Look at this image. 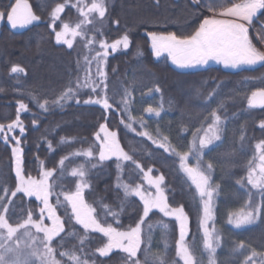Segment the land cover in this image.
Masks as SVG:
<instances>
[{
    "label": "trees",
    "instance_id": "1",
    "mask_svg": "<svg viewBox=\"0 0 264 264\" xmlns=\"http://www.w3.org/2000/svg\"><path fill=\"white\" fill-rule=\"evenodd\" d=\"M86 3L90 0H84ZM63 0H27L39 21L21 31L12 29L6 16L0 28V123L7 125L15 119L17 101L28 104L29 111L21 113V120L25 126V133L21 136L23 148L24 174L39 179L41 161L44 167H56L59 159L79 149H86L90 144H95V134L100 131V124L108 123L109 130L116 131L121 147L124 148L133 159L138 161L145 171L151 168L153 177L163 174L164 189L169 203L173 207L184 206L189 217V233L186 242L190 251L196 256L200 264H208V253L203 249V232L199 227V218L202 215V206L195 186L191 184L186 174L179 168V160L170 156L163 149L157 148L145 137L137 136L136 133L126 129L120 123L124 113L114 115L108 113V121L102 119L103 110L98 105H86L90 89H83L79 93L81 103L75 100L68 101L63 107H50L45 112L32 101L29 93L43 99L51 100L59 95L67 84L69 75L76 74V62L79 59L83 63L84 55L90 58L99 49L95 43L89 48L84 47L86 39L95 37V41L101 39L112 43L127 33L131 44L127 50L110 53L106 62L102 65L107 73L108 91L111 95L116 93V99L124 88H129L133 94L131 106L134 117L143 116L147 122V131L157 136L159 128L160 136H167L170 144L180 151H187L191 140V132L199 127V121L208 116L213 109L218 111L224 120V132L222 140L211 151L205 150L204 162L213 164L212 182L219 184V194L214 201V223L221 237V246L217 248L216 264H238L243 259L242 255L232 253L234 243L243 240L255 247L256 250L264 251V208L261 217L256 223L244 225L237 229L228 223L230 214L245 211L255 204L264 203V189H254L247 184L241 188L236 181L246 177V164L253 158L255 144L264 139V130L258 127L259 121L264 120V108H248L247 96L257 88L264 87V66L255 69H244L238 72L225 70L221 67H210L196 72H182L174 69L167 60H157L151 49L148 33L167 35L175 33L179 36L190 35L199 26L205 16H210L205 7H193L192 0H107L108 12L101 22V27L88 26L84 38L79 37L73 48L66 45L56 44L54 33L49 27L51 23L50 13L57 3ZM227 3L228 0H223ZM15 0H0V11H7L10 4ZM76 0H69L65 12L61 15L64 22L75 25L80 17L71 5ZM145 6L147 10H143ZM118 21V23H116ZM255 25L256 30L264 25V15L259 14ZM60 24V21H57ZM99 29V31H95ZM60 30L59 27L56 29ZM264 44V42H262ZM102 51V50H101ZM18 64L25 69V73L11 74L10 67ZM46 67L51 71L48 75ZM92 72L95 73V61ZM83 75V73H81ZM159 85L162 93H154L152 96L141 98V90L147 91L148 87ZM211 94V97H210ZM163 99L165 111L160 118L148 116L143 112L149 104L156 107ZM223 104V108L219 105ZM38 123L34 126L33 119ZM126 119V117H125ZM194 126V127H193ZM137 131H141L139 124H133ZM188 127L184 132L182 128ZM17 135L15 133H0V188L7 186L15 187L14 161L11 148L14 141L5 143L3 136ZM241 135L245 136L241 142ZM65 143L61 144V138ZM51 141L54 150H49L48 142ZM38 157V159H37ZM98 160V154L93 162ZM85 163L84 157H71L66 161L67 171L56 188L74 190V181L77 178L70 176L72 167ZM189 163L195 161L190 157ZM257 163V159L255 160ZM87 166V165H86ZM116 160L100 162L95 169H91L89 178L92 187L85 193L89 203L97 207L101 202L109 205L110 209L118 213V221L111 216L107 217L108 223L114 227L126 231L134 227L142 214V204L137 197H129L123 201V192L115 188L116 183ZM143 173L139 172L130 161L124 164L122 178L129 183L143 184ZM3 192L0 190V195ZM119 196V199L117 198ZM63 200V196H60ZM123 201V210L120 205ZM52 203L55 205L56 197ZM15 215L12 222L26 218V210L35 211L34 218L38 217V209L42 205L36 199H29L18 194L15 198ZM57 214L65 221V233L68 235L64 248L58 251L73 250V245H78V235L83 234L79 225H72L69 221L70 207L65 211L66 205H56ZM151 224V228L147 227ZM147 224L143 225V234L148 237L146 245L150 246L149 264H153L152 257L159 256L166 264H183L176 256V241L179 238L178 222L172 218L164 217L162 213L155 212L148 218ZM167 225V228L164 225ZM212 227V222L209 224ZM65 233H61L62 236ZM59 240V237L57 238ZM106 238L99 233H89V239L84 242L85 252H95V248L102 246ZM53 246L55 247V241ZM79 254V253H78ZM125 254L114 252L109 257H99L98 261L103 264H123L121 257ZM143 259V252L140 253ZM57 259H62L57 252ZM63 260H67L64 257ZM70 264V262H69ZM155 264H159L156 261Z\"/></svg>",
    "mask_w": 264,
    "mask_h": 264
},
{
    "label": "snow or ice",
    "instance_id": "2",
    "mask_svg": "<svg viewBox=\"0 0 264 264\" xmlns=\"http://www.w3.org/2000/svg\"><path fill=\"white\" fill-rule=\"evenodd\" d=\"M158 2L159 0H157ZM68 4L69 0H63L52 8L49 27L54 33L56 44H65L71 49L73 40L76 37L84 38L88 31L87 26L94 25L97 17L100 22L104 20L108 6L107 0H90L88 3H85L84 0H76V3L71 7L76 9L80 19L73 26L61 18V14L65 12ZM192 4L196 8L205 7L212 15L205 16L190 35L148 33L151 39V48L156 57L167 53L172 64L182 69L204 66L209 61H215L223 64L225 68L232 69L264 65V51L257 48L249 36V30L258 13L264 15V0H228L227 3H224L223 0H192ZM5 16L12 29L18 26L24 27L40 19L33 13L27 0H15V3L10 4L6 12L0 11V20ZM57 21H60L59 25ZM57 27L60 28L59 31L56 30ZM95 31H99V29H95ZM257 32L259 41L264 42V25L257 29ZM94 42L99 44V49L102 51L96 50L95 55L91 58L84 55L83 63L79 59L77 60L75 76L69 75L67 84L59 95L51 100V103L49 99H43L41 102L40 97L31 93L29 96L40 109L47 112L50 107H63L70 100H75L77 104H80L79 93L83 89H90L88 99L83 103L100 106L103 110L102 119L108 121L109 112L114 115L124 113L120 123L126 129L136 133L137 136L147 138L153 145L163 149L170 156L177 157L180 170L195 186L199 203L202 206L199 227L203 232V249L208 253V264H216L215 256L217 248L221 246V237L215 228L213 202L214 194H219L220 185L213 184V164L204 162L203 157L206 149L211 151L210 145L222 140L224 120L216 109L211 110L208 116L199 121L200 126L195 127L191 132L192 138L187 146V151H180L173 147L167 136L159 135V128L156 129L157 136H153L146 130L148 125L144 117L137 118L132 115L131 106L134 98L129 88L123 89L118 100L116 93L109 94L107 73L102 67L110 55L109 49L115 52L121 47L125 50L130 47L129 35L125 33L112 43L103 39L95 41V37H93L85 40L84 47L89 48ZM89 50L93 49L89 48ZM93 61H95V73L92 72ZM9 71L11 74H26L25 69L18 64H13ZM154 93H162L158 84L148 87L146 92L141 90V98L152 96ZM246 98L248 108H264V87L252 91ZM17 105L15 119L7 125L0 123V133H5V130L7 133H15L18 129L20 134L19 136L7 134L3 136L6 144L14 141L11 155L14 161L16 182L14 189H9L7 186L0 188L3 192L0 195V264H37V261L39 264H69V262L70 264H103V261H98L95 258V254L98 253L99 257L110 258L115 250L125 254L121 257L123 264H149L150 246L146 245L143 249L141 246L146 244V240H149L150 236L146 237L143 234L142 225L147 224L150 213L155 214L154 210L162 213L164 217H173L178 222L179 238L176 241V256L179 260L183 261V264H200L186 242L189 233L188 214L183 205L173 207L169 203L168 197L161 187L165 180L164 175L153 177L151 168L145 171L143 166L121 147L118 133L109 130L107 122L100 124V131L95 134V144L62 156L56 167L46 168L41 161L39 179L31 175L25 176L23 148L20 145L21 136L26 129L21 120V113L28 112L29 107L22 100L17 101ZM219 108H223V104L219 105ZM164 111L162 97L158 106L153 107L149 104L143 109L144 113L155 118H160ZM37 123V119L34 118L32 124L35 126ZM133 124H139L142 130L137 131ZM258 127L264 130V120L259 121ZM182 131L187 132L189 128L184 127ZM244 139L245 136L241 135V142ZM60 143H65L63 137ZM48 148L54 150L51 141L48 142ZM255 153L246 164V177H241L236 181V184L241 188L245 187L246 179L247 184L252 188L264 189V139H260L255 144ZM97 154L98 160L93 162L94 156ZM71 157H84L85 163L71 168L70 176L77 178L74 181V190L62 189L57 192L56 188L60 186V181L67 171L66 161H69ZM113 157H115L117 169L115 188L122 190L123 201H127L129 197H138L142 204V214L135 226L126 231L108 223V216L119 223L118 213L111 210L109 205L101 202L98 205L101 212L98 213L97 207H94L93 203H89L85 198L86 190L92 187L89 178L91 169H95L100 162L111 160ZM190 157L195 161L194 164L189 163ZM256 159L259 160L258 164L255 163ZM127 161H130L139 172L144 174L143 179L150 187L155 188L154 194L145 189L142 184L129 183L122 178L124 162ZM18 194L28 198L35 197L40 202L42 206L38 209L37 218H34L35 211L33 209H27L26 218H23L24 212L22 211L21 219L12 222L16 208L15 198H18ZM53 196L56 197L55 205L51 202ZM60 196H63V200L60 199ZM117 198L119 199V196ZM123 201L120 205L121 210H123ZM56 205H66V212L70 207L71 215L68 219L75 222L72 227L75 228V225H79L83 229V234L78 235L79 244L73 245V250L58 251L64 248L68 235L77 234L74 232L65 233V221L57 214ZM262 208H264V203L255 204L247 211L241 209L240 212L229 215L228 223L237 229L244 225L254 224L260 219ZM45 219L51 221V224H45ZM209 222H212V227H209ZM147 227L151 228V224H147ZM164 227L167 228V225L165 224ZM40 233L43 235H38ZM61 233H65V235L62 236ZM89 233H99L106 238V242H103L102 246L96 247L95 252L90 254L86 253L85 247H83L84 242L89 239ZM58 237L59 240H57ZM54 241L55 247L53 246ZM57 252L62 259L56 258ZM141 252H143V259L140 256ZM232 253L243 256L238 264H264V251L258 252L255 247L243 240L234 243ZM64 257H67V260H63ZM152 260L153 264L156 261H159V264H166L159 256L152 257ZM173 264L176 262L174 261Z\"/></svg>",
    "mask_w": 264,
    "mask_h": 264
},
{
    "label": "rangeland",
    "instance_id": "3",
    "mask_svg": "<svg viewBox=\"0 0 264 264\" xmlns=\"http://www.w3.org/2000/svg\"><path fill=\"white\" fill-rule=\"evenodd\" d=\"M85 2V1H84ZM86 3V2H85ZM142 8H143V10H147V8L145 7V6H141ZM63 14V13H62ZM61 14V15H62ZM258 16H259V13H258ZM258 16H257V18H255L254 19V21H253V26L250 28V30H249V36H250V38H252L253 39V43L257 46V48H259L260 50H262V51H264V44L262 43V42H260L259 41V38H258V32H257V30H256V27H255V25L257 24L256 22H257V19H258ZM217 18H222V17H217ZM39 20H37V21H33L31 24H28V25H26V26H24L23 28L24 29H26V28H28V27H30L31 25H33V24H35V23H37ZM2 23H3V19L2 20H0V28H1V25H2ZM74 26V25H73ZM88 26H94V27H101V22L99 21V18L97 17V21L95 22V24L94 25H88ZM88 26H87V28H88ZM79 37H76L74 40H73V45L75 44V42L77 41V39H78ZM69 39H71V37H69ZM149 39H150V37H149ZM150 42H151V39H150ZM62 45V44H61ZM63 45H65V44H63ZM67 46V45H66ZM152 49V48H151ZM121 50H124L122 47L121 48H119L118 50H116L115 52H112V50L111 49H109V52L110 53H116V52H118V51H121ZM153 52V51H152ZM155 56V55H154ZM155 58L157 59V60H167L168 62H169V64L174 68V69H176V70H178V71H182V72H196V71H201V70H205V69H207V68H210V67H221V68H223V69H225V70H228V71H232V72H238V71H240V70H244V69H255V68H258V67H261V66H264V65H256V66H252V67H247V66H244V67H241V68H239V69H232V68H225L224 66H223V64H219V63H216L215 61H209V63L207 64V65H204V66H197V67H195V68H187V69H182V68H179V67H177L176 65H174V64H172V62H171V59L168 57V55H167V53H162L161 54V56L160 57H156L155 56ZM46 69V72H47V74L48 75H50L51 74V71H50V69L48 68V67H46L45 68ZM101 135H103V133H101ZM219 143V141H216L215 143H214V145H210L209 146V148H212V147H214L216 144H218ZM111 160H115V157H113ZM107 161H110V160H107ZM103 162H105V161H103ZM128 162V161H127ZM126 162H124V164H125ZM259 163V160L257 159V163L256 164H258ZM72 178H74V177H72ZM51 182V181H50ZM143 187L145 188V189H147L148 191H150V192H152L153 194L155 193V188H152V187H150L148 184H147V182L144 180V182H143ZM161 187L164 189V183L161 185ZM255 189V188H254ZM89 190V189H88ZM88 190H86V192L88 191ZM164 191H165V189H164ZM85 192V193H86ZM165 195H166V193H165ZM215 197H216V195L214 194V201H215ZM28 198V197H27ZM53 198V197H52ZM52 198H51V202H52ZM138 198V197H137ZM29 199H35V197H31V198H29ZM139 199V198H138ZM214 203V202H213ZM214 211H215V208H214ZM154 212H158V211H155L154 210ZM150 215H151V213H150ZM168 218H172V219H174L173 217H168ZM175 220V219H174ZM45 224H48V225H50L51 224V221H49V220H47V219H45ZM209 224H211V222H209ZM142 228H143V225H142ZM188 228H189V224H188ZM144 230V229H143ZM35 230L33 229V232H34ZM38 235H40V236H42L43 234L42 233H40V234H38ZM119 250H115L114 252H118ZM37 264H39V262L37 261Z\"/></svg>",
    "mask_w": 264,
    "mask_h": 264
},
{
    "label": "water",
    "instance_id": "4",
    "mask_svg": "<svg viewBox=\"0 0 264 264\" xmlns=\"http://www.w3.org/2000/svg\"><path fill=\"white\" fill-rule=\"evenodd\" d=\"M23 29V27H17V28H15V30H19V31H21Z\"/></svg>",
    "mask_w": 264,
    "mask_h": 264
}]
</instances>
